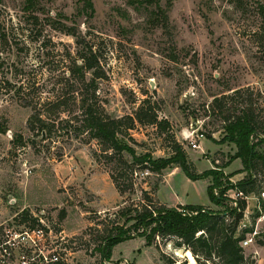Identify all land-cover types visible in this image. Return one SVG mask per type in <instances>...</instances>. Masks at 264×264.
<instances>
[{"label":"rangeland","instance_id":"374dc122","mask_svg":"<svg viewBox=\"0 0 264 264\" xmlns=\"http://www.w3.org/2000/svg\"><path fill=\"white\" fill-rule=\"evenodd\" d=\"M32 1L29 8L26 0H0V40L4 34L9 39L0 42V243L27 229L25 223L39 225L30 219L22 222L24 209L40 219L45 239L34 248L11 246V255L1 257L0 264H20L24 252L31 257L40 248H56L67 264H99L89 227L98 213L139 201L144 189L168 206L187 202L220 212L236 207L230 200L235 199L234 189L227 191L230 199L214 204L207 191L212 178L191 180L177 165L161 173L138 170L134 192L121 195L96 141L84 143L81 136L61 132L45 140L34 136L25 85L35 78L43 83L42 102L59 94L69 58L77 55L79 45L76 37L55 27L74 26L99 51L105 71L99 95L106 111L113 117L134 114L150 99L159 119L169 121L167 130L138 123L130 131L134 142H127L138 154L169 156V133L183 144L198 172L223 165L236 146L218 142L224 121L213 108L214 98L250 88L264 118V0H90L93 9L87 0ZM159 9L167 13L166 24ZM20 135L24 145L17 141ZM193 142L199 147L193 148ZM242 168L235 159L223 171ZM245 175L236 173L231 181ZM243 212L238 234L245 232L244 240H250L241 242L247 262L264 264L262 193L246 197ZM163 255L195 263L192 253L173 240L147 245L140 237L117 244L112 259L167 264Z\"/></svg>","mask_w":264,"mask_h":264},{"label":"trees","instance_id":"16d2710c","mask_svg":"<svg viewBox=\"0 0 264 264\" xmlns=\"http://www.w3.org/2000/svg\"><path fill=\"white\" fill-rule=\"evenodd\" d=\"M26 1L29 8L35 4L32 0ZM85 2L86 6L93 9L90 0ZM261 6L264 7V2ZM159 12L160 21L166 24L167 13L162 9ZM31 20L37 23L39 17L32 15ZM60 25L55 28L76 37L79 49L77 55L70 56L65 82L59 88L60 91L65 88L66 92L59 91L54 99L42 102L40 99L43 98L44 84L39 83L37 78L32 84L26 83L30 98L27 105L33 109L28 126L36 132L34 136L45 140L61 132L81 136L84 143L96 141L100 146L103 163L121 195L134 192L135 173L138 170L161 173L164 169L177 165L191 180L212 178L207 191L214 204H223L224 200L230 199L227 193L230 189L242 192L239 197L244 198L230 199L237 206L230 211L220 212L196 204L168 206L144 189L139 201H125L116 211L98 213L96 222L89 227L95 244L93 252L100 256L99 264H120V261L112 259L114 247L138 237L144 238L147 245H157L159 240H173L176 247H183L192 253L194 264H249L241 244L245 239V232L238 234V226L246 208V197L251 194L260 195L264 191V118L255 105L254 91L250 88L238 89L232 95L215 97L212 102L214 110L223 116L224 121V133L218 142H230L236 146L235 153L227 163L198 172L189 160L183 144L169 133V156L154 157L150 152L138 154L127 142H134L130 131L138 123L155 124L167 130L169 121L159 119L150 99L145 100L134 114L111 116L99 95V80L105 78L99 51L94 50L93 44L86 42L74 26L66 23ZM1 40L9 43L5 34ZM19 89L22 90L23 87L20 86ZM35 97H38L36 102ZM66 113L71 117H64L63 114ZM208 138L215 140L212 135H208ZM17 141L24 145L23 136L20 135ZM235 159L241 160L243 168L226 174L223 168ZM239 172H246V175L233 183L231 177ZM260 176H263L262 179ZM233 215V221H229L228 216ZM21 216L22 222L30 219L42 227L40 219L34 217L28 209H24ZM25 224L30 229L37 227L35 224ZM163 258L167 264H189L188 260L179 262L176 258L165 255ZM50 264L67 263L60 260Z\"/></svg>","mask_w":264,"mask_h":264},{"label":"built area","instance_id":"2783aa9c","mask_svg":"<svg viewBox=\"0 0 264 264\" xmlns=\"http://www.w3.org/2000/svg\"><path fill=\"white\" fill-rule=\"evenodd\" d=\"M192 147L198 148L199 145L196 142H193ZM234 194V200H236L237 197L242 196V192L234 191ZM262 195L264 197V191L262 192ZM182 211L186 212V210ZM43 239H45V230L43 227L37 226L32 229H23V231L18 233L15 238L10 237L9 239H6L2 243H0V263L4 262V259H1V257L4 258L6 256L9 257L11 255V246L20 247V245H23L27 248H34L39 246V243L42 242ZM249 242L250 240H244L242 244L247 245ZM20 258V264H50L61 260L60 252L56 248L47 251H45L43 248H40L39 253L34 254L31 257H29L24 252V254L20 256Z\"/></svg>","mask_w":264,"mask_h":264},{"label":"crops","instance_id":"0c3cea01","mask_svg":"<svg viewBox=\"0 0 264 264\" xmlns=\"http://www.w3.org/2000/svg\"><path fill=\"white\" fill-rule=\"evenodd\" d=\"M179 204L186 205V204H192V203L180 202Z\"/></svg>","mask_w":264,"mask_h":264},{"label":"water","instance_id":"95a60500","mask_svg":"<svg viewBox=\"0 0 264 264\" xmlns=\"http://www.w3.org/2000/svg\"><path fill=\"white\" fill-rule=\"evenodd\" d=\"M152 86H153V83H152Z\"/></svg>","mask_w":264,"mask_h":264}]
</instances>
